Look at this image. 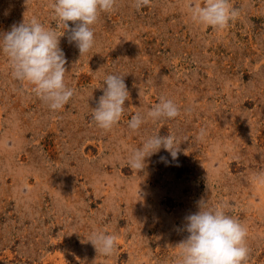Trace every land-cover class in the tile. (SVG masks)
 Returning <instances> with one entry per match:
<instances>
[{
    "label": "rangeland",
    "instance_id": "rangeland-1",
    "mask_svg": "<svg viewBox=\"0 0 264 264\" xmlns=\"http://www.w3.org/2000/svg\"><path fill=\"white\" fill-rule=\"evenodd\" d=\"M197 2L136 10L117 0L82 56L65 30V83L75 95L59 111L14 79L0 52V264H177L185 218L201 200L229 204L247 228L246 264H264V0H230L240 14L222 29L191 20ZM53 3L0 0V33L36 17L62 35ZM107 74L125 75L129 99L105 131L92 108ZM161 96L180 115L129 129ZM156 133L177 137V159L161 148L132 171L131 151ZM97 231L116 237L111 255L87 241Z\"/></svg>",
    "mask_w": 264,
    "mask_h": 264
},
{
    "label": "clouds",
    "instance_id": "clouds-1",
    "mask_svg": "<svg viewBox=\"0 0 264 264\" xmlns=\"http://www.w3.org/2000/svg\"><path fill=\"white\" fill-rule=\"evenodd\" d=\"M151 0H134L136 10L149 6ZM117 0H54V19L63 27L62 35L46 27L36 17L14 24L10 31L0 33V52L9 61L14 79L32 85L33 93L50 110H62L75 95V90L65 83L68 72L67 59L60 47V37L69 33V43H74L80 56L89 52L95 43L93 25L102 12L115 10ZM188 13L194 23L212 28H225L235 20L240 10L230 0H204V3L188 5ZM68 22H72V27ZM120 74H107L103 80V94L92 108V119L102 130H111L125 112L129 91ZM180 115L179 106L170 98L161 96L145 114L136 113L128 121L133 132L139 131L148 120L174 119ZM201 129L197 139H203ZM180 142L169 133H159L146 138L142 145L131 151L127 165L135 172L145 168L146 158L158 153L161 148L170 153L173 160L180 152ZM161 161L166 158L161 156ZM229 204L222 202L208 207V202H199V211L188 215L184 230L188 233L177 247V264H246L250 249L247 246V228L237 218L228 214ZM97 253L111 255L116 247V237L103 231L93 232L87 240Z\"/></svg>",
    "mask_w": 264,
    "mask_h": 264
}]
</instances>
